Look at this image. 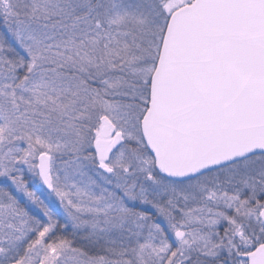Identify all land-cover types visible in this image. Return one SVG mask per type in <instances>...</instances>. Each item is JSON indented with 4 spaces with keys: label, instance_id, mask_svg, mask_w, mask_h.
Segmentation results:
<instances>
[{
    "label": "snow or ice",
    "instance_id": "snow-or-ice-1",
    "mask_svg": "<svg viewBox=\"0 0 264 264\" xmlns=\"http://www.w3.org/2000/svg\"><path fill=\"white\" fill-rule=\"evenodd\" d=\"M0 264H264V0H0Z\"/></svg>",
    "mask_w": 264,
    "mask_h": 264
}]
</instances>
